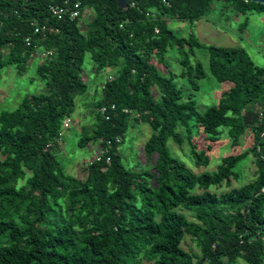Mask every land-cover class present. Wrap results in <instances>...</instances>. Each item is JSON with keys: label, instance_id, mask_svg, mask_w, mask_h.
<instances>
[{"label": "trees", "instance_id": "trees-1", "mask_svg": "<svg viewBox=\"0 0 264 264\" xmlns=\"http://www.w3.org/2000/svg\"><path fill=\"white\" fill-rule=\"evenodd\" d=\"M55 1L64 0H0V71L13 67L23 74L33 45L52 51L35 66L44 91L24 96L13 110L0 111V264H224V258L264 264V66L241 46L203 44L194 33L179 37L168 25L171 18L189 23L206 19L218 1L241 14L264 13V5L133 0L135 6L129 1L121 9L117 0H70L81 3L82 14L92 11L82 32L80 19L51 14ZM150 12L156 17L146 15ZM34 21L58 31L45 37L33 34ZM27 35L32 46L23 41ZM173 46L181 55L179 77L192 90L207 75L201 63L188 62L195 48L208 51L211 76L232 83L202 113L192 98L183 99L173 75L161 72L153 61L166 65L164 54ZM87 56L96 72L116 71L102 80L101 95L92 104L95 126L77 145L85 148L117 136L121 142L86 166L84 178H77L64 171L54 149L75 98L88 92L82 78ZM102 106H107L108 119L98 111ZM132 121L152 130L144 144L153 161L150 169L135 171L120 153ZM194 127L211 142L225 130L233 144L250 128L255 179L212 191V186H230L235 166L249 152L224 156L215 171L197 174L167 147L169 138L181 145L185 136L194 163L208 164L206 152L192 143ZM185 234L195 240L199 254L181 247Z\"/></svg>", "mask_w": 264, "mask_h": 264}, {"label": "rangeland", "instance_id": "rangeland-1", "mask_svg": "<svg viewBox=\"0 0 264 264\" xmlns=\"http://www.w3.org/2000/svg\"><path fill=\"white\" fill-rule=\"evenodd\" d=\"M91 12L88 9L79 21L82 32H85L86 23L91 20ZM168 25L177 36L187 38L188 34L192 32L203 44L241 46L257 65L264 66V13L248 12L247 14H241L232 5L218 1L213 4L206 19L201 18L189 23L188 21L171 18L168 19ZM183 49L187 51V46L185 45ZM208 57V51L205 48H195L194 54H188V62L191 65L196 62L201 63L207 73L204 78L198 80L199 89L196 91L191 89L185 78L179 77L183 67L180 64L181 55L177 46L169 48L164 54V59L167 61L166 65L157 62L156 58L153 59L161 72L167 76L169 74L173 75L174 81L183 89V99L192 98L200 113L209 106L216 104L221 95L232 86V83L228 81L219 82L211 76L208 70ZM40 61V57L33 54L28 69L23 74H18L13 67H5L0 71V111L13 110L19 105L24 96L44 91V82L38 79L34 72L36 64ZM115 71H101L98 78L113 74ZM97 73L99 72L94 70L89 56H87L82 78L84 81L89 78V81H87L88 92L94 89L91 87L94 83L91 84L90 82L95 81ZM100 89L96 90V94L91 92L92 95L89 98L87 96H77L75 98L73 112L71 116L67 117L69 118V126L64 128L62 126L61 138L58 140V143L62 146V151L58 148L54 149L56 158L63 166L64 171L77 178H84L85 167L93 157L91 146L93 142H90L89 147L86 146L85 148L79 147L77 142L81 136L90 134L93 131L96 118L92 104L99 98ZM152 91L155 97L159 98L160 93L157 88H152ZM130 126L132 127L127 131L119 147L124 163L135 171L150 169L153 161L148 159L144 151V144L151 136L152 130L147 123L134 124L132 121ZM254 137V132L247 128L236 144H233L224 130L218 140L211 142L205 138L201 128L194 127L192 143L196 145L198 151L204 150L206 152L209 158L206 165H196L194 163L190 152V143L185 139V136L181 145L176 144L169 138L167 147L172 156L182 160L193 172L199 174L215 171L224 156L247 152L254 141ZM234 170L237 175L231 179L229 187L225 185L220 188L212 186L211 190L219 193L253 181L255 179L256 163L251 152L237 163ZM180 211H183L189 219L191 218V214L186 210L181 209ZM261 241L264 246V234L261 236ZM181 247L186 251L199 254V247L188 234H185ZM204 264L208 263L205 261ZM224 264H247V262L242 258H237L232 262L224 258Z\"/></svg>", "mask_w": 264, "mask_h": 264}, {"label": "built area", "instance_id": "built-area-1", "mask_svg": "<svg viewBox=\"0 0 264 264\" xmlns=\"http://www.w3.org/2000/svg\"><path fill=\"white\" fill-rule=\"evenodd\" d=\"M54 1V0H53ZM165 1V0H163ZM166 2V1H165ZM131 6H135L134 1H131ZM87 10L84 9V14ZM50 12L53 16H55L57 19H65L68 18L69 20H75V19H81L84 14H82V7L81 3L79 1H70V0H64L62 2H54L50 5ZM147 16H151L153 18L156 17V14L154 12L146 13ZM33 26V34L41 35L45 37L47 34L55 33L58 31L57 28L51 27L47 24H39L38 22L34 21L32 22ZM122 27V24L120 25ZM155 32H158V29H155ZM23 41L26 46H32L33 45V39L30 35L24 36ZM34 51L32 54L37 55L40 57L41 60L49 57L52 54V51L50 50H44L41 47H38L37 45H33ZM108 79H112V76L108 75ZM110 108H114V105H110ZM99 113L105 118L108 119L107 114V106H102L99 108ZM63 128L69 126V118H65L62 123ZM121 142V137L117 136L114 139H98L96 142H93L91 144L92 150H93V157L89 160L88 165L92 164L93 162L100 161L104 154H107L110 150V148L114 144H119ZM106 163H109L110 157L106 156L105 158ZM87 165V166H88Z\"/></svg>", "mask_w": 264, "mask_h": 264}, {"label": "crops", "instance_id": "crops-1", "mask_svg": "<svg viewBox=\"0 0 264 264\" xmlns=\"http://www.w3.org/2000/svg\"><path fill=\"white\" fill-rule=\"evenodd\" d=\"M99 74L100 73H98L97 74V76L95 77V81L93 82V81H91L90 83L92 84V83H94V85H91V87H93L94 89L91 91L92 93H94V94H96V90L97 89H100V87H101V82H102V80L105 78V77H102V78H98V76H99ZM86 81H89V78L86 80ZM97 81V82H96ZM91 92H87V94H85V95H83V96H87L88 98L90 97V95H92V93ZM100 92H99V97H100ZM60 143H61V140H60ZM89 147V146H88ZM61 148H62V146L58 143V149L60 150V151H62L61 150Z\"/></svg>", "mask_w": 264, "mask_h": 264}, {"label": "water", "instance_id": "water-1", "mask_svg": "<svg viewBox=\"0 0 264 264\" xmlns=\"http://www.w3.org/2000/svg\"><path fill=\"white\" fill-rule=\"evenodd\" d=\"M132 0H117V6L121 9H127L128 8V2ZM244 1H252L255 3H260L264 5V0H244Z\"/></svg>", "mask_w": 264, "mask_h": 264}]
</instances>
